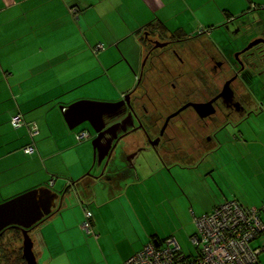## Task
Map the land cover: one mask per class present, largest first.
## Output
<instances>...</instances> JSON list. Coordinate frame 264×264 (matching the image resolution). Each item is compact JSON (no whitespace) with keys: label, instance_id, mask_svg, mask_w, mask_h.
<instances>
[{"label":"crops","instance_id":"obj_1","mask_svg":"<svg viewBox=\"0 0 264 264\" xmlns=\"http://www.w3.org/2000/svg\"><path fill=\"white\" fill-rule=\"evenodd\" d=\"M253 4L254 13L252 0H0V205L48 188L58 194L56 208H60L29 232L37 264H124L152 238L165 237L162 229L169 210H161L157 194L163 198V207L168 208L171 202L183 226L185 221L187 225L192 222L195 229V216H204L227 200H238L245 208L264 206V151L259 158L256 82L251 85L252 105L233 124L218 131L203 154L183 136L166 145L156 144L154 150L140 159L138 155L129 165L118 152L115 164L105 173L104 178L111 179L96 182L105 185V194L97 192L96 184L84 200L73 187L64 193L81 174L98 168L93 161L95 149L87 142L94 141V129L88 122L93 131L79 129L84 124H80L82 118L75 119L79 125L72 129L66 118L67 107L89 101L78 89L108 77L115 83L127 76L133 78L124 66L136 69L139 63L138 85L146 54L144 38L152 24H163L167 31L161 34L165 36L182 38L201 35L208 39L220 29L236 30L231 45L224 43L223 47L222 40L211 42L213 49L237 51L254 38L248 33L253 31V16L254 24L264 22V0H253ZM116 47L119 51L111 53ZM108 55L113 57L108 59ZM129 91L123 90L108 103L123 101ZM259 111L264 120V102ZM15 117L23 120L19 127L13 126ZM81 132L90 134L88 140L78 139ZM137 139L139 134L133 141ZM137 146L133 144L124 154ZM32 147L34 152L26 153ZM225 147L228 158L215 159ZM71 151L77 153V167H72L77 175L66 177V187L48 162ZM104 165L97 169L99 173ZM82 179L77 182L93 185L95 180L93 176ZM169 193L182 194L183 205L180 198L168 201ZM151 200L165 221L161 227L154 223L155 208H147ZM86 210L93 214L97 237L92 239H85L81 231ZM183 210L188 211V217ZM171 226L176 227L172 218ZM78 236L83 240L75 239ZM169 238L180 245L174 235ZM21 246L23 241L15 243V247ZM85 246L95 254L84 251Z\"/></svg>","mask_w":264,"mask_h":264},{"label":"flooded vegetation","instance_id":"obj_2","mask_svg":"<svg viewBox=\"0 0 264 264\" xmlns=\"http://www.w3.org/2000/svg\"><path fill=\"white\" fill-rule=\"evenodd\" d=\"M260 27L262 31L255 35V42L259 41L255 45L257 78L264 76V24ZM144 40L146 54L139 89L129 95V102L118 110L117 116L105 120L107 125L102 133L108 131L102 134V154L111 143L117 144L112 158L121 152L128 164L138 155L140 159L145 152L154 150L156 144L166 145L180 136L203 154L217 138V132L233 124L252 105L255 58L254 47L247 48L254 43V38L233 52L227 48L214 50L209 46L211 40L201 35L182 38L150 30ZM227 43L231 45L232 41ZM209 76L220 82L216 92L209 87H214L207 79ZM188 78H196L195 83ZM227 82L233 96L221 97ZM260 84L264 85V79H260ZM208 104L211 108L200 113L194 107ZM205 112L211 113L201 118ZM113 125L119 126L112 128ZM183 131L188 134L184 135ZM135 134H139L136 142L133 141ZM97 137L95 133L93 139ZM133 144L139 146L125 155V149Z\"/></svg>","mask_w":264,"mask_h":264},{"label":"built area","instance_id":"obj_3","mask_svg":"<svg viewBox=\"0 0 264 264\" xmlns=\"http://www.w3.org/2000/svg\"><path fill=\"white\" fill-rule=\"evenodd\" d=\"M21 118L15 117L13 125L20 126ZM88 132L78 134V139H88ZM34 148L26 153L32 154ZM264 211V207H263ZM93 214L85 211L83 229L95 235L92 224ZM197 233L192 237L196 248L195 255H186L174 238L167 241L152 242L131 256L124 264H260L259 257L264 252L254 248L253 243L264 236V223L261 211L240 207L226 202L214 212L196 218ZM96 236V235H95Z\"/></svg>","mask_w":264,"mask_h":264},{"label":"rangeland","instance_id":"obj_4","mask_svg":"<svg viewBox=\"0 0 264 264\" xmlns=\"http://www.w3.org/2000/svg\"><path fill=\"white\" fill-rule=\"evenodd\" d=\"M252 20H253V18H252ZM254 20H256V19H254ZM263 24H264L263 22H257V23L254 24L255 35L256 34H260L259 32L262 31V28L260 26L263 25ZM220 30H217V31L213 32L212 37L210 36L208 39L212 40L213 42L215 40H220V41L222 40L221 42H222V45L224 47L227 42H230V41L233 42L237 38L236 30L228 31L227 28H225L224 30H221V31ZM252 32H248V33H251L250 35H254ZM115 50H118V48L116 47L115 49L111 50V53H114ZM132 53L133 52H131V54ZM111 57H113V56L108 55V57H106V58L110 59ZM124 68H128L131 71L133 78L130 77V76H127L126 78H123V82H119L118 81L117 83H115V82H111V80L108 77L107 79H102L104 81H100V82L96 81V83L92 84L91 86H85V87L79 88L78 89V93L79 94H83V93L86 94V96H84V98L89 99V101L101 102V103L106 102V103H108L110 101H113V100L119 98L120 97V92H122L123 90L130 89V91L131 90L133 91L136 88V86H137L136 85V81H137L136 77H138L139 74H140V72H139V70H140L139 69V63H138V67L136 69L131 68L129 65H128V67L124 66ZM114 72L115 71H113V74H114ZM120 74H123V71H121ZM254 74H255V72H254ZM188 79H191L192 82L195 83L194 79H196V78H188ZM207 79L211 82L212 86H214V87L209 86L211 91L212 92H216L215 87H217L220 82H218L215 78H211L210 76L207 77ZM260 79H264V76L260 77V78H257L259 105H261V102H264V98H263V96H264V93H263L264 86H262V85L260 86ZM133 82L135 84H132ZM254 82H255V78H254ZM197 84H200L198 82V79H197ZM254 96L256 98V95H254ZM255 101H256V99H255ZM249 109H251V108H248V110ZM84 128H88L89 130L93 131L91 129V126L89 124H87V123H84V124H82L79 127V129H84ZM224 130H228V129H224ZM224 132H226V131H224ZM232 132H233V129H232ZM232 132H228V134L232 133ZM87 142H88V144H90V147L93 150L94 149L93 142L91 140H88ZM226 148L227 147H225V149L223 151H221L219 154L218 153L215 154L213 157L215 159H220V160L227 159L228 156H227V153H226L227 152ZM154 154H156V152H154ZM77 158H78L77 157V153L71 151V152H67V153L63 154L61 156V158H58L56 161L49 160V162H48L49 168L52 171H56L58 173L57 175H59V176H57V178L58 179H62L66 183L65 186L69 182V180L66 177H69V175L70 176L71 175H73V176L77 175L72 170V167H74V168L77 167V165L75 164ZM207 158H208V160L212 159V155L208 156ZM92 160H93V158H92ZM93 161H92V164H93ZM97 169L94 170V168H93V170H94L93 172L90 171V169H89L88 172L81 174L79 179L78 178H77V180L75 179L74 185H72L73 183H70L72 185L73 189H74L73 192H75V194H77L79 196L81 195L83 200L85 198H87L89 192L94 189V185L95 184H96L95 186H98V187H96L97 192H99L101 194H105L104 193L105 192V190H104L105 189V185H103V184L98 185L96 183V182L99 181L98 177L101 174V173H99V171ZM79 172H78V174H79ZM90 172H92V173H90ZM95 173H98L99 175H96ZM187 173H189V172H187ZM91 175L93 176V178L96 177L98 179L97 181L94 180V184L93 185H92V183H88V185H85V184H82L83 182L82 183L81 182H77V181H79L82 178H89ZM65 186H62L63 187L62 189H64ZM214 186H216V185H214ZM129 192H131L130 194H132L131 189L129 190ZM180 193H183V191L182 192L180 191ZM180 193H177L176 195L169 193L166 196V198H167L168 201L169 200L170 201L171 200H176L178 202L179 201L178 198H180V196L182 195ZM83 196H85V197H83ZM155 196H156L155 199H160V202H161L160 203V208H161V210H169V215H170V216L168 215V219L166 221V223L170 224V225L168 226L167 224H165L164 228L162 229V234L165 237L161 238V240L162 239H167L168 237H171L172 235H174L178 239V241H179V243H180V245H181V247H182V249H183V251H184V253L186 255H195L196 254V248L193 245L192 240H191V236H193L195 234V232H196L195 225L192 222L187 225V223L185 221V225L183 226L182 221H181V217L177 214V212H175L171 202L168 203V208L163 207L162 206V200H163L162 196H158V194L155 195ZM180 201H181L180 202L181 205H183L184 200L182 198H180ZM70 205L72 206L71 202H70ZM147 208L149 210L151 208H155L157 214H156V216H154V223L156 224L157 227L163 226L165 221L163 219L162 214H160V212L158 211V207H157L156 202H154V200H151V204L147 205ZM188 208H189V202H188ZM183 212H186V210H183ZM139 214H140L139 217H141L142 213H141L140 207H139ZM186 217H188V211L186 212ZM171 218L173 219V222L175 223L176 227L171 226ZM81 231H82L83 235L85 236V239H92L94 237H97V236H94V235H89L83 229V227H82ZM83 238H84L83 236H81V238H80V236H78V238H75V239L83 240ZM263 245H264V236L259 238L258 240H256L253 243V247L254 248H261ZM82 249H84V251L88 252L90 255L95 254V252L93 250H91L90 247H86L85 246V247H82ZM75 253L76 252H74L72 254H75ZM98 254H101V253L98 252ZM261 254L262 255L260 256V261H261L262 264H264V253H261Z\"/></svg>","mask_w":264,"mask_h":264},{"label":"water","instance_id":"obj_5","mask_svg":"<svg viewBox=\"0 0 264 264\" xmlns=\"http://www.w3.org/2000/svg\"><path fill=\"white\" fill-rule=\"evenodd\" d=\"M259 41L255 42L257 45ZM254 47V43H251L247 50ZM231 82V81H230ZM230 82L224 85L221 97H232L233 91L230 88ZM129 102V95L121 102L117 103H101L91 101H81L74 103L66 108V118L70 123L71 128L79 125L75 123L76 118H82L81 123L88 122L94 132L98 134V137L93 141L95 149L94 165L100 168L103 163L105 165L98 179L104 180L105 173L110 164H115V158H112L113 152L116 149L117 144L114 146H108V149L102 154V134L107 133L106 130L102 133V130L106 127L107 123L105 118H112L117 116L118 110L126 103ZM198 113L200 111L208 110L211 108V104L208 105H194ZM211 112H205L204 115H200L201 118L208 116ZM101 127H98V124ZM119 125H113L112 128H117ZM133 163V162H132ZM133 165V164H132ZM134 166V165H133ZM92 176V175H91ZM111 176H107L105 180L111 179ZM95 180H98L94 177ZM58 194L52 192L48 188H39L22 194L17 198L9 200L0 205V235L4 230L17 227L20 228L23 234V255L28 264H37L36 258L33 252V241L30 237V230L38 223L43 221L46 217L50 216L57 205Z\"/></svg>","mask_w":264,"mask_h":264},{"label":"trees","instance_id":"obj_6","mask_svg":"<svg viewBox=\"0 0 264 264\" xmlns=\"http://www.w3.org/2000/svg\"><path fill=\"white\" fill-rule=\"evenodd\" d=\"M147 29H148V31H150V30L153 31L152 29H154V32H160V33L167 31L165 26L163 24H161V23L155 24V25L152 24ZM175 36H178V35L175 34ZM209 46L211 47V46H214V45L210 44ZM138 82H139V80H138ZM138 89H139V83H138V85H137V87H136V89L134 91H136ZM133 92H130L127 95H130ZM21 121H23V120L21 119ZM17 127H19V126H17ZM71 188H72V186L69 185L66 188V190L64 191V193L66 194V193L70 192ZM226 202L236 203L240 207H244L243 204H241L238 200L234 199V200H227L224 203H222L219 206H217L216 208L221 207ZM263 207H261V208L252 207V208H247V209H254L255 208V209L261 211V220L264 223ZM57 208L53 211V214L51 216H53L54 214H56L60 210L59 207H57ZM215 209L212 212H214ZM212 212H210V213H212ZM210 213H207V214H210ZM207 214H205V215H207ZM50 217H48V218H50ZM48 218H46V219H48ZM196 218H200V217L195 216V219ZM195 224H196V221H195ZM36 227H37V225H36ZM195 233H197V225H196V232ZM167 240H168V238L167 239H162V240L161 239L160 240H156L155 238H152V240L149 243H152V242L156 243L158 241L163 243V242H165ZM22 241H23V234H22V231H21L20 228L11 227V228H8V229L4 230V232L1 233V235H0V264H27L25 259H24V257H23V247L22 246L21 247H15V243L22 242Z\"/></svg>","mask_w":264,"mask_h":264}]
</instances>
